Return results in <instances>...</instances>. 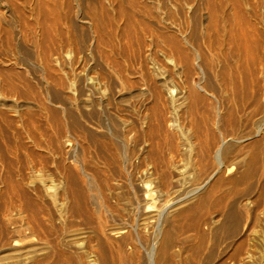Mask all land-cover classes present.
<instances>
[{
	"label": "bare ground",
	"instance_id": "obj_1",
	"mask_svg": "<svg viewBox=\"0 0 264 264\" xmlns=\"http://www.w3.org/2000/svg\"><path fill=\"white\" fill-rule=\"evenodd\" d=\"M206 6L208 17L199 18L200 9L175 6L190 19L184 29L146 17L135 28V15L116 8V33L135 49L121 44L111 64L99 49L110 31L101 9L86 23L91 43L82 49L102 61L83 59L80 111L59 101L63 90L76 93V81L63 84L49 73L53 87L38 84L59 109L49 111L53 127L44 142L21 141L19 123L31 125L38 114L28 100L32 86L0 57V264H264V84L257 60L240 58L251 45L239 30L223 39L224 51L234 47L226 54L237 59L232 74L207 73L201 26L203 37L228 19ZM48 31L33 46L44 69L79 57L78 46L55 53ZM146 33L155 38L150 49ZM133 60L136 72L127 64ZM218 83L228 91L225 102L216 97ZM99 90L125 104L119 112L128 119L102 118V97L91 106ZM171 155L186 156L189 168L166 163Z\"/></svg>",
	"mask_w": 264,
	"mask_h": 264
},
{
	"label": "rangeland",
	"instance_id": "obj_2",
	"mask_svg": "<svg viewBox=\"0 0 264 264\" xmlns=\"http://www.w3.org/2000/svg\"><path fill=\"white\" fill-rule=\"evenodd\" d=\"M113 1H115L116 3L114 2L112 4L113 6L109 5V3L113 2ZM128 1H130L131 3L129 2V3L125 4L126 0H124V3H123V0H0V57L3 58L2 61L4 60L3 63L5 62L4 63L5 67H9V66L15 67L16 68L15 70L17 72L19 71L18 73L21 75V77L25 80H28V82H30L29 84L32 86V88L30 90L31 92L29 91V93H28L29 95L27 93H25V95L26 94L28 95L29 99L28 98L27 99L31 103L30 106L32 105L31 107H33V109L31 108L33 110V112L34 111L38 112V114L35 118V121L33 123H31V125H30V123L27 122V120H25L26 122L21 121L19 123L18 128H19L21 141L30 142L31 139H33V137H34L35 139H33V140L44 142L43 140L46 141L48 139L49 133L51 134L53 124H52L51 119L49 118V111L59 110L57 107L58 105L55 103H51L50 99L47 100L48 98H47L46 94H44L45 92L38 85V84H43V86L46 89L48 88V90L53 87V84H52L53 81L50 78V76H48L49 73L53 75V78H59L60 80H62V82H65L63 84H66V83L69 84L70 80L76 81V85H75V89H77L75 91L76 93H69V92H66L65 90H63V91H61V97H60L59 101L64 105V107H66L69 110L71 109L73 111V113L80 111L79 105L81 104V97H80V94L78 91L79 90V84L77 83V80H78V75L81 73L82 70H84V67L82 64L83 59L86 56H88V58L86 57V59H87L86 61H88L89 65L94 64V62H97L98 60L102 61L101 59H99V57H97L96 53L94 54L95 56L94 55L92 56V53H94L95 50L89 49L90 51H88V49H84V48L82 49L83 46L87 47V45H89L91 43V40L88 36V31H87L88 29H87L86 23L88 21H90V19H92V18L96 19L98 17L97 19H99L101 11L103 12L102 14H104V15H107V14H108L107 16L110 15L109 19H111V22L109 19L106 22L107 25H109L107 30H110V31H108L107 35H106L107 41L105 40L104 43L101 44L102 47H100L101 45L99 46L100 47L99 49L101 50L102 55H103L102 59H107V62H109L108 60H110L109 63L111 64L112 62H115L116 58H118V56L115 54H116L117 49H119V46L120 47L122 46L121 44H123V43L127 44V45L132 44L131 47L133 46L132 48L135 49V45H134L135 42L133 39H131V41H133V42L128 44L129 42H127V40L121 41V39H119L118 31L116 33L115 26H116L117 18L115 19V15L117 14L116 11L119 8L126 9V11H130L128 13H131V15L133 13V16L135 15L134 16L135 20H134V18L132 19L133 23L135 22L134 23L135 28L140 27L137 23V22H139V19L146 17L148 19L150 18V20L154 19V21H156V19H157L158 21H161L162 26L169 25V26L174 27L176 24V25H179L178 26L179 28L184 29L185 25L190 26V22H189L190 19H188V17H186V15L184 16V12L186 10L183 9L184 12L182 11L183 13H181L179 10L176 11L175 6L180 7V6H184V3L185 4L188 3L189 6L194 7V9H197V10L200 9V10H198L199 12H196V15H198L196 18H199L200 17L199 15H201V14H202V16L208 17L209 7L206 6V2H208L210 4V6H212L213 9L216 10L217 14L224 17V18L226 17V19H228V22L226 25L220 24L218 27L210 28L209 30H207V33L210 31L209 32L210 35L206 33L205 36H203V37H202V35H204V29H205L207 24L205 23L204 26H201V29L203 32L201 31L202 35H200V39L197 40L198 41L197 44H198L200 51L202 52L203 56L206 58V62H207L206 64L207 65L210 64L209 66H207V73L213 72L214 74L217 75L223 69H225L226 73L228 74V77L232 74V72H233L232 68L235 67L234 61L235 60L237 61V59L235 58V56H231V55L227 56L226 55L227 51H229L228 48H230V47L232 48L233 46L229 45L230 47H228L224 51L223 49H225L228 45L225 46V44H227V41L223 40V39L224 38L228 39V37L231 36L234 31L239 30L240 35L242 33V35H243L242 38L244 39L243 40L241 38L242 43L245 42L244 44L246 45V47L248 45L249 46L251 45V47H250L251 52H253L255 54L251 57L250 56L251 52L250 53L247 52L248 54H245L246 51L243 50L244 53L242 52V55L240 58L243 61L247 60L246 62H248V63H251L250 61L252 58L254 61L257 60L256 62H254V67L255 66L258 67V68H256L257 74L259 72H261V73H259L258 74L259 76H257L256 78L258 80H260V85L263 86L264 82L262 79L264 77V0H211V1L210 0H167L168 2L167 1L164 2L163 5L162 4L156 5V3L158 1L161 2L162 0H158V1L157 0H127V2ZM137 3H139V5ZM141 3L147 4L146 7L149 6L148 8H150V9H148V8L146 9V7ZM167 3H169V4H167ZM134 4H135V6H134ZM136 6H137V8H136ZM90 7H92L93 10L95 9L94 10L95 12ZM143 7L146 9V11ZM114 8H115V10H114ZM116 8H118V9H116ZM106 12H108V13H106ZM93 13H95L96 15H93ZM144 13H146L147 16ZM170 23L171 24L173 23V24L170 25ZM236 25L238 27H236ZM32 26H33V28H32ZM46 27H47V31L49 30L48 33L50 35V38L52 37L51 38L52 41H50V43L52 42L55 45L54 46L51 43V44H49V45H51L49 47H51L52 50H54V51L56 50L55 53L62 52L64 54V51H65L64 49H66V50L72 49L73 50L78 46L77 48L80 47L79 48L80 53H78L79 57H77L76 60H73L72 62L71 61L68 62L66 60L65 61L66 63L65 64L63 63L64 65H59V63L56 64V62H53L54 64L51 63L52 66L51 65L49 66V67H51L50 70H49V67H46L44 69L43 68L44 66L39 62V58H38V54L36 52V48L33 46H35L36 37L39 38V35L43 32L44 28L46 29ZM110 27H111V29H110ZM75 28H77V29H75ZM216 28H217V32H216L217 35L214 34L215 32H213V31H215ZM198 29H200V27H198ZM222 30H224V31H222ZM231 32H232V34H231ZM115 34H116V37L118 36V38L115 37ZM148 35H149L148 38L151 37L150 40L147 38ZM151 35H153V34L146 33V39L148 40V42L146 40L145 41H146V44L149 45V46H146L147 49L152 48V41H154L153 39H155ZM60 37L63 39H61ZM246 37H249V38L246 39ZM253 39L256 40V47H255V44L254 45L251 44L252 42L255 43V41H253ZM61 40H63V43ZM119 40H120V42H119ZM245 40L248 42H246ZM218 41H221L222 44H221V42H218ZM224 41H226V42H224ZM57 43H59L60 45H58ZM118 43H120V45ZM66 45H67V47H66ZM72 45L75 47L72 48L73 47ZM61 46H65V47H61ZM109 46H110L111 52L108 48ZM219 46H221L222 48ZM252 46L254 48H256L257 50L254 49ZM68 47H70V48H68ZM103 47H105V48H103ZM112 47L114 49H112ZM131 47H129L128 50L131 51L132 50ZM62 48L64 51H62ZM31 50H33V53ZM57 50H59V51H57ZM86 50H87V52H85ZM91 50H92V52H91ZM248 50H249V48H248ZM130 51H128V52L130 54L129 58L131 59L132 53ZM255 51L257 53H255ZM103 52H104V54H103ZM112 52L113 53L115 52L114 53L115 56L113 55ZM82 53L84 55H82ZM85 54H87V55H85ZM89 54H90V57H89ZM244 54L246 56H250L251 58L250 57H249L250 59H247V57L244 58ZM104 55L107 56V58H104ZM251 55H252V53H251ZM91 56L94 58H92ZM255 56L257 57V59L255 58ZM52 58H54V54H53ZM261 58H263V59H261ZM13 59L15 60L16 63L15 62L13 63V61H14ZM111 59H112V62H111ZM90 60H92V61H90ZM89 61H90V63H89ZM130 63H132V64L130 65ZM136 63H137V61H134V60L132 62L127 63L128 66L132 67L133 72H136L138 69V68H136V67H138V64H136ZM15 64H17L16 65L17 67L15 66ZM134 64H136L137 66H135ZM229 64H232V65H229ZM225 66H226V68H224ZM52 68H53V70H52ZM134 69H135V71H134ZM258 69H261V70L259 71ZM51 70H52V72H50ZM43 71H45V73H44L45 77H44ZM46 71H48V72H46ZM24 75H26V76H24ZM134 77H135V75H132V77H130V78H134ZM195 77L193 78V83L197 84L199 81V76H195ZM43 78H45V80H47L48 82L44 81ZM29 79H31V81ZM37 86H39L40 88L38 87L39 88L38 89ZM220 88H221V85L219 84V89ZM217 89L218 88H216V97L222 101L224 100V102H225L227 97H228V95H227L228 91L226 92V90L223 89V86H222V89H220L221 93L219 92V89L218 90ZM64 91H65V93H64ZM223 91L226 93L224 94ZM101 92H102L101 90L93 92L94 96H92V99H91V102H92L91 106L94 108H96L95 103H96V101H98L99 97H102V99L104 100V102H103L104 106H102V109L100 108V115L102 114L101 117L104 119H107V117H108L109 119H107V120H110V119L112 120V119H116L117 114H120L124 117L125 120L128 119V116H127L128 113L124 112L125 113L124 114L122 112V114H121V112H119V109H123V108L125 109L126 108L125 104H123L124 107L122 105V107H123L122 108L121 106L116 105L114 103V101L108 99L107 97L105 98L104 96H106V94L104 95V93H101ZM27 95H26V97H27ZM222 95L224 97H222ZM29 96H31V97H29ZM68 98H70L72 101L68 100ZM28 100H27V102H28ZM70 101H71V103H70ZM230 102H231V100H230ZM230 102L228 104H230ZM38 103H40V104H38ZM231 103L233 106L234 103L233 102H231ZM103 113H104V115H103ZM25 118H27V116L24 117V119ZM37 125H38V127H37ZM36 127L38 129H36ZM122 127H124V125H122ZM36 131H40V133L43 134V137L45 135L46 136L43 138L40 133L36 134L37 133ZM33 132H34V134H33ZM248 142H249V140H246V141L242 142V144L240 143V145H246ZM165 159H166L165 160L166 163L170 162V164H174L177 168H179V170H184L185 168H187V169L189 168L188 164H190V160L186 156H183V155H173L172 156L171 155V156H166Z\"/></svg>",
	"mask_w": 264,
	"mask_h": 264
}]
</instances>
